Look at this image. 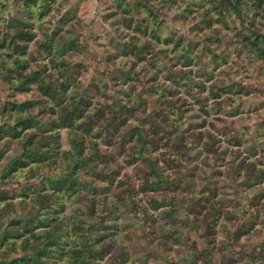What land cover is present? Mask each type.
Listing matches in <instances>:
<instances>
[{"label": "rangeland", "instance_id": "rangeland-1", "mask_svg": "<svg viewBox=\"0 0 264 264\" xmlns=\"http://www.w3.org/2000/svg\"><path fill=\"white\" fill-rule=\"evenodd\" d=\"M53 56L94 117L28 147L37 162L0 130V264H264V0H0V129L52 126L55 101L25 75L57 80ZM141 122L160 159L184 133L180 165L161 161L181 179L169 193L130 164L145 148L111 137Z\"/></svg>", "mask_w": 264, "mask_h": 264}, {"label": "trees", "instance_id": "trees-1", "mask_svg": "<svg viewBox=\"0 0 264 264\" xmlns=\"http://www.w3.org/2000/svg\"><path fill=\"white\" fill-rule=\"evenodd\" d=\"M48 47H51V46L48 45ZM20 49H23V47ZM26 53H27L26 51L22 52V54H26ZM156 59L157 60H155L154 63H159L160 62L159 58L156 57ZM15 61L19 62L20 59L16 58ZM53 62H54L53 63L54 67L57 69V73H56L58 74L57 80L55 79L47 80L43 76V73L39 72L38 70H31L30 74L25 75V78H29V77L31 78L34 76L33 82H38L39 89L42 91V93L44 95H47L48 97H50L51 99L55 101V104L57 105L56 106L57 109L54 110L55 108H53V106L51 108L53 109L52 114L54 115L52 118V124H51L52 126L51 127L38 126L37 121H40V120L36 116L30 115L24 118H20L19 122L15 125L13 124L8 125L6 123V125L0 129L1 131L13 133V136L19 138L21 141L24 140V146H25L26 151L29 153V161L31 162L42 161L43 156L45 154H42L44 151L42 147H38V150L41 151L40 154H38V152H35L34 150L29 149L28 147H34L31 145H34V144L36 145V143L38 145L49 146L51 143V140L55 136L54 132H57L58 128L59 129L63 127L68 128L69 127L68 124L73 125L74 123L78 124V126L75 127V128H78L79 126L87 125L89 122L92 121L94 117V114H91V113L90 114L88 113L87 115L84 114V111H85L84 104L89 102L87 101V98L80 96V95L75 96L76 94L71 95L72 94L71 88L73 84L72 81L74 80L73 79L74 77L72 75L71 69L68 67L69 63L65 60L64 61L58 60L56 56H53ZM69 70L70 72H68L67 74V71ZM50 75L51 74H49L48 77H51ZM24 83L25 81H21V82L15 83L14 85L17 88V90H20V91L30 90L31 89L30 85L28 84L29 86H27ZM71 98H72V101H71ZM73 101L75 102V104L72 103ZM33 103H34L33 100H26V101L19 102V103L14 102L13 107L17 106L21 109H24L25 107L32 106ZM111 118L112 117L108 118V121H107L108 126L111 124L113 125V121H111ZM125 119L126 120L129 119V116L126 115L124 118H122L120 121V124L123 123ZM173 121L175 122L176 120L173 119ZM44 123H47V122H44ZM117 131L118 130H115V132H113L111 137L115 139V143L118 144L119 149H122V148L125 149V153L127 152L128 149H130L132 150V154L136 155L135 152L137 151V149L145 148L143 147V145L140 144L142 137H145L144 135H146L147 137V132H148L147 126L145 128L143 122H141L140 124L139 123L135 124L134 127L130 128L129 130H126V132L124 131L122 133L125 136L124 140L118 141V138H120V134L118 135ZM184 139H185V136L183 133L182 135H180V139L177 138L173 140V142L170 145L168 144L167 146H165V151L163 153V157H164L163 159H160L158 156L154 155L155 152H158L160 148L158 147V148H149V149L145 148L141 152L143 154H142L140 163L137 162L138 160H129L131 165L139 169V173H141L142 177L146 180V184L151 186L150 191L158 192L160 191L159 189H161L163 192L169 193L170 191H173V189H176V187L178 188V185L181 179L172 178L171 174L167 172V169L163 165H161V161L167 162V164L170 161H177L176 163L180 165L181 162L179 161L180 160L179 156L182 157L183 155L182 151L180 150L186 145L179 146L178 142L182 141L185 144ZM72 141H74V143H77V144H84V141L86 142V138H84V140H81V138L72 137ZM70 150L71 151L68 150L67 152L69 154V166H73V161L74 160L78 161V155L75 153L74 145H72V149ZM47 152L48 151H45L44 153H47ZM89 154L91 153L88 151L84 157L88 158ZM13 163H15V161ZM19 163H20V166L29 164V162H27L26 160H21ZM156 183H165V184L169 183L170 185L167 186L168 184H166V186L162 188H158V186H156L158 184ZM145 187H146L145 184H143L142 190H138V191H149L147 189L144 190ZM124 192H130L132 194L134 192V189L133 187H130L129 189H126V188L121 189V194ZM170 194L168 197L175 200L176 196L170 195ZM132 195L136 196L134 194ZM118 196L120 197V195ZM121 197H120L121 200L128 201V197L126 195H123ZM3 199L7 200L9 198L8 196L6 197L4 196ZM197 199L200 200L202 198L197 197ZM16 223H20V221L17 220ZM34 227L36 228L35 225ZM33 230L34 229L32 230L30 229L28 231H33ZM242 231L243 230H241V232ZM241 232L239 234H241ZM0 236H2V234ZM16 259H19V258H16ZM128 259L129 258H126L124 261H127Z\"/></svg>", "mask_w": 264, "mask_h": 264}]
</instances>
